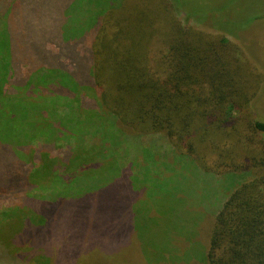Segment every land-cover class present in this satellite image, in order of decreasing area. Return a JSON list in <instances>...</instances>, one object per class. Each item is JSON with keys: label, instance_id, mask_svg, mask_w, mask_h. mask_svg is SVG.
<instances>
[{"label": "trees", "instance_id": "obj_1", "mask_svg": "<svg viewBox=\"0 0 264 264\" xmlns=\"http://www.w3.org/2000/svg\"><path fill=\"white\" fill-rule=\"evenodd\" d=\"M20 2L52 8L57 22L47 34L13 30L6 50L3 28ZM60 4L61 11L55 0H0V264H75L76 247L62 241L63 228L39 226L48 221L53 196L85 195L101 182L126 183L130 247L129 234L145 228L136 212V167L149 192L155 171L172 179L178 161L195 162L196 175H208L216 186L209 201L219 208H207L216 216L207 255L200 242L202 262L264 264V119L250 117L264 78L258 63L225 34L180 20L177 13L190 16L180 0ZM70 54L78 56L77 84L64 85L58 97L11 91L26 60L51 71ZM236 172L252 177L240 183ZM200 225L175 230L195 244L191 238L208 228ZM25 236L31 241L23 242ZM172 248L182 260V248Z\"/></svg>", "mask_w": 264, "mask_h": 264}, {"label": "rangeland", "instance_id": "obj_2", "mask_svg": "<svg viewBox=\"0 0 264 264\" xmlns=\"http://www.w3.org/2000/svg\"><path fill=\"white\" fill-rule=\"evenodd\" d=\"M52 1L49 0V2ZM55 1L59 11L64 9L60 0ZM149 1L145 0V2ZM180 5L182 12L189 11L190 14L188 17L186 14L177 13L180 20L202 30L225 34L234 43H241L251 58L258 63L257 68L264 73V0H180ZM29 9L33 10L29 11ZM10 11L15 16L12 18V24L3 28L4 40H7V34L13 33V30H18L25 35L35 33L37 30L45 32L52 20L55 25L57 22L54 10L43 4L38 5V2H31L27 6L25 2L16 3ZM20 12H22L21 16H19ZM208 13L211 15L212 25L210 21L207 22ZM221 29L231 34H226ZM4 42V48L7 50L8 40ZM8 50L10 51V48ZM21 55L25 59L22 52ZM68 57L70 59L68 61H64L63 57L62 62H56L55 68L51 71L46 66L44 69L41 68L37 60L29 57L31 62L26 60L24 66L26 71L10 81L16 87L11 88V91L16 93L18 90L22 94H33L38 91V95L33 94L34 98L38 96L45 99L47 95L58 97L64 85L77 84L78 56L70 54ZM68 92L66 91L63 96ZM36 108L38 107L33 105L32 112L35 114L40 112ZM250 111L251 118L254 116L264 119V78ZM146 137L150 136L144 138ZM259 139L264 140V136L260 135ZM141 141L144 142L143 138ZM138 161L144 164V156H140ZM184 163L183 161L175 163L176 174L172 179L165 175L168 172L163 174L160 169L156 170L154 179L156 183L149 192L145 182L140 184L144 174L136 167L135 174L139 176L136 182L141 192L137 194L140 198L136 201V203L139 201L136 212L139 227H145L141 229L145 232L144 242L139 229L129 234L130 237L133 236V245L128 247L126 241L130 219L129 209L132 202L128 194L124 193V188L122 189L126 184L124 180L116 184L101 182L93 192L85 195L73 194L67 197L52 195L53 197L47 201L46 205L48 221L45 226L39 227L63 228L62 241H68L76 247L75 264H172L173 261L174 264H204L199 257L202 255L200 242L202 240L205 243L203 249L207 255L209 232L216 216L208 209L219 208L211 207L217 204L209 201L211 197L215 198L213 193L216 192V186L214 181L207 177L208 175H205L206 178L196 175L195 162ZM198 170L201 173V170ZM235 175L238 180H241L240 183L252 177V173L247 172H236ZM179 188L183 190L178 191ZM207 192L210 193L205 195ZM184 206H187L189 214ZM192 209H194L193 212ZM192 213L187 225V214ZM27 216L32 220L34 218L31 213ZM196 224H201L199 226L201 231L204 227L208 228L203 233L196 231L199 234L198 238H191V242L195 244L189 243L185 235L178 234L175 230L176 227H189L191 232V227H195ZM3 235L6 233L4 232ZM46 237L47 235L41 236L42 239ZM29 239L32 237L25 236L23 242L31 241ZM172 245L175 249L182 248L181 257H184L182 260L179 258V252H175ZM157 246L159 247L155 249ZM160 248L163 249L161 254Z\"/></svg>", "mask_w": 264, "mask_h": 264}]
</instances>
